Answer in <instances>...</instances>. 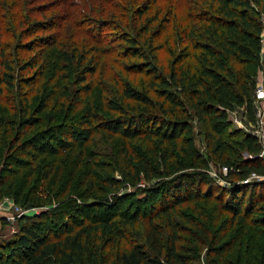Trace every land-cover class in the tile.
<instances>
[{"label": "trees", "instance_id": "obj_1", "mask_svg": "<svg viewBox=\"0 0 264 264\" xmlns=\"http://www.w3.org/2000/svg\"><path fill=\"white\" fill-rule=\"evenodd\" d=\"M187 1L191 4H183L184 0L174 4L180 6L177 12L169 6L162 27L166 34L157 44L153 24L158 15L148 14L155 0H132L134 8L130 2L127 9L134 13L132 21L127 20L125 26L115 24L116 34L111 38L122 42L119 54L132 61L126 67L148 72V89L125 80L106 99L104 110L96 111L90 103L84 104L81 95L92 90L88 79L97 61L85 47L77 52L62 49L63 37L66 21L71 20L77 31L88 30L102 41L106 20L84 17V13L72 15V0H60L57 10L47 17L56 3L49 1L40 7L43 19H33L38 9L35 0H0V143L6 148L0 158V197L11 195L21 205L47 204L41 196H30L31 187L25 192L22 179L14 178L17 170L8 161L14 154L21 165H32L39 160L32 157L48 146L68 151L93 141L96 132L102 139L121 137L116 152L121 157L119 176L101 175L106 186L99 187L104 191L97 195L100 204H91L107 210H85V217L77 216L73 210L80 204L70 197L25 220L22 215L19 230L0 242V264H189L197 253L194 240L201 238L194 233L186 238L179 207L200 199L215 200L230 215L229 225L264 226V179H250L254 175L264 178V157L260 156L264 144L251 131L231 130L229 117V111L243 107L249 123H258L252 68L264 73V0ZM47 48L55 56L52 62L44 56L42 49ZM161 49L170 55L169 64L164 65ZM191 58L195 65L189 62ZM49 66L57 70L43 83ZM66 66L76 69V86L63 87L60 112L66 116L68 111H77L76 117L51 126L56 116L53 101L58 102L53 97L59 84L55 81L59 68ZM11 110V116L7 115ZM39 113H47L45 122ZM10 127V136L2 137ZM199 136L206 151L197 144ZM136 141L140 147H133ZM28 145L34 146L29 149L31 157L17 153ZM211 163L227 168L225 174H218L226 185L214 187L217 179L209 174ZM33 173L29 169L27 178ZM127 185L142 194L133 198L139 206L160 194L144 230L135 229L136 239L128 235L134 216L118 208L108 210L109 201L116 204L132 195L120 193ZM53 187L46 193L50 200L58 191ZM258 187L263 190L256 194L253 189ZM204 229L198 225L196 233L203 236L209 253L222 259L223 251L230 249L229 241L215 238L216 234L208 237ZM262 257L260 264H264Z\"/></svg>", "mask_w": 264, "mask_h": 264}, {"label": "rangeland", "instance_id": "obj_2", "mask_svg": "<svg viewBox=\"0 0 264 264\" xmlns=\"http://www.w3.org/2000/svg\"><path fill=\"white\" fill-rule=\"evenodd\" d=\"M49 1L51 0H35L34 5L37 6L38 9L34 13L33 19L46 18L44 16V9H41L40 7H45ZM59 1L60 0H56V3L53 5L54 7H51L52 9L48 14L46 13L47 17L50 16L49 14H53L54 11L57 10ZM72 1L75 3L73 5H69L72 15L75 13H84V17L90 15L94 19L106 20V27L102 30V32H105L102 36L105 37L102 38L104 39L102 41L97 39V36L96 38L94 37V35L92 36L88 32V30H82V32L77 31L76 28H78V26L75 25L74 27L71 20L66 21L67 28L65 37H63L64 46L62 49H74V51H76L82 47H85L89 55L94 59L93 61H97V69L92 74V77L90 75L88 79L93 83L92 90L89 93H83L81 95L84 104L90 103L93 108L96 109V111H99L100 109L104 110L103 105L105 104L106 99L112 94V92L116 93L117 85L125 80H129L132 84L140 88L148 89V72H139L137 71V69L134 70L131 67H126V65L131 64L132 61L129 58L123 57L121 54H119L121 49L120 44H122V42L116 41V39L111 38V35L116 34V29L114 28L115 24H121L122 26H125V22H127V20L132 21L134 13L127 9H130V2L131 5L133 4L132 0ZM178 1L179 0H155V3L152 4L153 6L148 11V14H150L151 16L158 15V19L153 24V30L155 31V34L158 35V37H156L155 34L153 36L154 39L156 38L155 44L159 43L162 36L166 34L164 28L162 27L166 18L169 17V6H174V11L177 12L180 6L178 4L176 8L174 4L179 3ZM183 4L189 5L191 4V1L184 0ZM132 7L134 8V5H132ZM94 9L95 11L93 12ZM88 27L89 26H87V28ZM43 46V44L39 45L37 50L42 48ZM42 50L44 56L47 59L50 58L52 62L55 56L54 54L50 53L51 49L47 48ZM160 52L161 57L164 58V65L169 64L168 62L170 60V55L164 49H161ZM189 62L193 63L194 65L196 64V61L192 58L189 59ZM157 65L163 67V65H161V62H158ZM252 69L254 70V78L256 80V87L254 89L253 98L254 108L258 116V123L257 125H251L248 121V117L245 113L244 108L236 106L234 110L229 111V117L231 119L230 129H243L251 132L254 129H258L264 138V117L262 116L264 112V73L257 67H254ZM56 70L57 69L53 66H49L46 71V76L43 80V83L48 76L55 75ZM58 73L59 78H57L55 84H59H57L58 86H56V89L53 90V97L55 99L58 98V102L53 101L55 110L53 111L56 116L51 126L60 123L64 124L65 121H72L71 119H74L76 117L77 112L68 111V114L66 116H63L64 112H60V110L63 111L64 108L62 104L63 97H60L61 92L64 89L63 87L66 85L70 86L71 88H74L76 86V82H74V74L76 73V69L67 68V66L63 68L60 67ZM259 89H263V94L261 93L262 95H259L257 93ZM16 94L17 93H14L13 95L16 96ZM65 100H67V98H65L64 101ZM36 101L37 100L34 99L33 108L36 105ZM103 110L102 114H108L107 112L105 114ZM11 113L12 110L11 112L7 111V115L11 116ZM39 116L40 120L42 119V122H45L47 113H39ZM63 124H61V131L66 130V127L63 126ZM12 129L13 128L10 127L9 131L5 130L2 134V137L10 136ZM102 138L100 133L96 132L94 134L93 141L85 145L76 144L68 151H63L62 149L56 148L55 146H48L47 150H44L38 155H34L32 157V159L36 157L37 159H39L38 162L33 163L32 165H21V160H15V154L9 157L10 160L8 161L12 162L13 169L17 170L16 173H13L14 178L16 180L22 179L21 182L25 184V188L31 187L29 193L30 196L32 194H34L35 196H41L47 204L21 205L16 202L11 195L5 194L1 196L0 242H4L5 240L12 238L14 234L19 230L20 218H13V209L17 207H21V209L23 210V220H25L27 216H31L34 213L40 212L41 210L46 209L49 206L58 204V202L63 201L64 203L70 197H75V199H77L76 203L80 204L78 209L73 210V213H75L77 216L85 217V210L90 212L97 210V212L99 213L105 212L107 210V208L103 205H96V207H92L91 204H100L97 195L103 190H100L99 187L106 186L104 180L101 178V175H107L108 177H110L112 173H115L117 176H119V160H121V157L120 154L117 153L120 148L121 137L116 136L111 139L104 138L106 140ZM197 144L203 151H206L204 140L201 138V136H199V139H197ZM140 146V141H136L133 145V147L136 148ZM29 149H34V146L28 145L26 147L18 148L16 151L17 153L22 152L23 154L28 156L27 158H29L31 157L30 152H32ZM5 151L6 148L4 143H0L1 159L4 156ZM244 155L246 157L250 156L247 152H245ZM0 162L3 161L0 160ZM29 169L34 170V173L30 176V178H27V171ZM224 170L225 169H223V167L219 166L218 164L211 163L209 174L213 178L217 179V183H214V187L216 186V184H227L225 181L221 180L220 177H218V174L221 171L225 174ZM252 179L253 181L260 180L257 179L256 176H253ZM52 185L54 186L53 188L58 190L56 191L58 193L52 190L54 194L52 193V196L49 197L51 198L50 200L47 198L46 193L50 190L49 188H52ZM205 188H207V186H205ZM253 190L256 194H258L262 192L261 190H263V188L258 187ZM26 191H28V188L27 190H25V192ZM120 193H130L132 195L128 196L125 201H120L116 204L109 201L112 206H110L108 210H115V208H118L119 211H125L134 216L133 218H135V221L132 225V228H129L130 232L128 235L130 236V238L136 239L137 235L134 233L135 229H138L140 232L144 230L147 222L146 219H148V217L152 215V212L159 204L157 200L160 198V194H156L153 200L139 206L133 200V198H135V196H141L142 194L137 193L135 187L127 185L121 190ZM136 193L138 195H136ZM214 193L221 194V191L214 189ZM249 195H251V193ZM226 196L228 195L225 193V197ZM248 197L249 196H247V198ZM65 208H69V205H67ZM179 212V220L188 231V233H185L186 238L190 239L189 235H193L192 233L201 238L198 241L194 240L197 253L191 259L189 264H234L238 260H247L248 264H260V259H262V256H264V226H251L250 224H234L233 226L229 225L228 220L230 215L227 212L222 211L220 209V205L215 200L200 199L192 202H187L179 207ZM256 214L259 215L261 214V212L259 211ZM196 221L198 224H196ZM198 225L205 228L204 230L206 236L209 237V235L213 236L214 234H216L215 238L221 236L223 240L229 241L230 249H225L223 251L222 259H217L209 253V247L207 244H205L204 239H202L203 236L196 233Z\"/></svg>", "mask_w": 264, "mask_h": 264}, {"label": "built area", "instance_id": "obj_3", "mask_svg": "<svg viewBox=\"0 0 264 264\" xmlns=\"http://www.w3.org/2000/svg\"><path fill=\"white\" fill-rule=\"evenodd\" d=\"M262 90L263 89H259L258 91H257V93L259 94V95H262L263 93H262ZM262 93V94H261ZM257 114V113H256ZM263 117H264V112H263V115H262ZM254 134H256L258 137H260L261 139H262V141H263V144H264V138H263V136L261 135V132L258 130V129H254L253 131H252ZM260 156H264V148H263V150H262V152L260 153ZM223 169H225L224 171L226 172L227 171V168L226 167H223ZM253 177V176H252ZM252 177L250 178V179H252ZM254 177H255V175H254ZM257 177V179H260V178H263V177H260V176H256ZM250 179H246L245 181L247 182L248 180H250ZM14 210V213H13V218H18V217H20L22 214H23V210L21 209V207H17V208H15V209H13Z\"/></svg>", "mask_w": 264, "mask_h": 264}]
</instances>
